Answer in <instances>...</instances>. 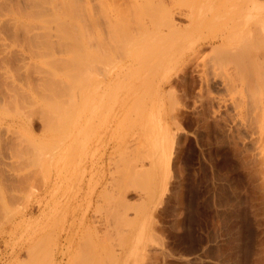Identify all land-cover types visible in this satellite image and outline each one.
Instances as JSON below:
<instances>
[{
    "label": "rangeland",
    "instance_id": "obj_1",
    "mask_svg": "<svg viewBox=\"0 0 264 264\" xmlns=\"http://www.w3.org/2000/svg\"><path fill=\"white\" fill-rule=\"evenodd\" d=\"M163 2L0 0V264H264V122L194 61L264 0Z\"/></svg>",
    "mask_w": 264,
    "mask_h": 264
},
{
    "label": "bare ground",
    "instance_id": "obj_2",
    "mask_svg": "<svg viewBox=\"0 0 264 264\" xmlns=\"http://www.w3.org/2000/svg\"><path fill=\"white\" fill-rule=\"evenodd\" d=\"M134 1V0H133ZM256 1V0H255ZM187 2V1H186ZM186 2H184V3H186ZM258 2V1H257ZM134 3V2H133ZM160 3H163L164 4V2H163V0H160ZM160 3H159V5H160ZM172 3V2H171ZM170 3V4H171ZM190 3V2H189ZM252 2H250V4H251ZM255 3V2H254ZM135 5V7H136V4H134ZM184 5V4H183ZM189 5V4H188ZM257 5H261V4H257ZM257 5H254L253 4V6L251 7V8H249V14L247 13V15L248 16H246V17H244L243 18V20L242 19H240V20H242L241 21V24L240 25H235L237 28H239L238 29V31H239V34L240 35H244L245 36V38H243V39H241V40H243L242 42H241V45H234V46H228V45H226V44H229V43H226L225 44V40H226V38L227 37H225L224 35V37H221L220 39H221V41H222V45H220V46H218V47H214V49H215V52L217 53L218 51H220V50H222V55L221 56H219L218 58H216V56H214V55H212L213 56V58L215 57V59H213V58H207L206 57V59H201L202 61H196V60H198V59H194V61L198 64V65H200V67H202L201 68V72L200 73H202V79L206 82V83H208L209 81H211V80H214V81H216V79L218 78L217 77V75H218V72L220 71H222V67L221 66H224L225 65V67L227 66V68L229 67V60L230 59H232V61L234 60L235 61V65H234V70H232L231 72L228 70V71H226L227 73H229V74H227L226 72V76L225 75H223V78H222V80H221V85L224 87V88H226L227 90H228V92H230L229 90H231V89H235V88H237V86H240V85H238L239 83H241V86L243 87H240V88H242L243 90H245V88L247 89V91H248V96H249V99H248V96H247V100H246V95L245 96H242V98H238V99H236L235 97H233L234 99V107H235V110H236V112H237V114H239V115H244L245 113H246V115L247 116H251V118L253 119H250V120H252V121H250V120H247V121H249L251 124L250 125H253V122H255L254 120H257L259 123L261 122V119H262V121L264 122V5L262 4V7L260 6H257ZM161 6V5H160ZM255 6V7H254ZM181 7V6H180ZM187 7V6H186ZM185 7V8H186ZM161 8H163V7H161ZM165 8H166V6H165ZM175 8V7H174ZM188 8V7H187ZM169 9H170V5H169ZM136 10V9H135ZM160 10V9H159ZM168 10V9H167ZM172 10V9H171ZM176 10V9H175ZM174 10V11H175ZM179 10V9H178ZM140 11V10H139ZM162 11H164V10H162ZM170 10H168V12H169ZM173 11V10H172ZM177 11V10H176ZM171 12V11H170ZM169 12V13H170ZM168 13V14H169ZM142 14V13H141ZM168 14H166V15H164L163 17H165V16H167ZM171 15H169L168 17H170V19H171V16H172V13H170ZM194 14V13H193ZM136 15V14H135ZM159 16V15H158ZM186 16V15H185ZM194 16H195V14H194ZM159 18H160V16H159ZM159 18H157V19H159ZM161 18H162V16H161ZM167 22H169V20H166ZM165 22V21H164ZM191 22H193V21H191ZM169 24V26L171 25V27H172V25L173 24H170V23H168ZM64 25V24H63ZM65 25H71L72 26V24L70 23V24H68V22H67V24L65 23ZM64 25V26H65ZM24 26V25H23ZM71 26H70V28H71ZM18 27H20V25L18 26ZM68 26H66V27H64V29L65 28H67ZM17 29V28H16ZM24 29V28H23ZM69 28H67L66 29V31L68 30ZM72 30L73 29H75V27L74 28H71ZM70 29V30H71ZM19 30V29H18ZM25 30V29H24ZM30 30V29H29ZM71 30V31H72ZM76 30V29H75ZM75 30H73L72 32H68L69 33V35L71 34V35H73V37L72 36H70L71 38H74V39H77L78 38V36L79 35H77L76 34V32H75ZM80 30V29H79ZM25 31H27V29L25 30ZM63 31H65V30H63ZM69 31V30H68ZM81 31V30H80ZM79 31V32H80ZM87 30L85 29V32H86ZM18 32V31H17ZM73 32H75V33H73ZM88 32V31H87ZM87 32H86V34H87ZM29 33H30V31H29ZM28 33V34H29ZM73 33V34H72ZM77 35V37L75 38L74 36H76ZM79 34V33H78ZM237 33H235V35H236ZM30 35V34H29ZM28 35V36H29ZM68 35V36H69ZM80 35H81V37L83 38V36H82V34H81V32H80ZM83 35H85V34H83ZM65 36V35H64ZM62 37V36H61ZM86 37V36H85ZM84 37V38H85ZM229 37V36H228ZM234 37V36H233ZM64 38H66V37H64ZM71 38H70V41H74V39H72L71 40ZM230 38V37H229ZM228 38V39H229ZM232 38V37H231ZM30 39V38H29ZM28 39V40H29ZM232 39H234V38H232ZM78 40V39H77ZM76 41V40H75ZM75 41H74V43H75ZM79 42V41H78ZM65 43V42H64ZM69 44V43H68ZM78 44V43H77ZM224 44V45H223ZM63 45V44H62ZM64 45H67V44H64ZM71 45V44H70ZM69 45V46H70ZM68 46V47H69ZM80 46V45H79ZM49 47V46H48ZM51 47V46H50ZM66 47V46H65ZM76 47H77V45H76ZM47 48V47H46ZM72 48V49H71ZM74 48H75V46H73V47H70V50H74ZM79 48V47H78ZM81 48V47H80ZM83 48V47H82ZM81 48V49H82ZM80 49V50H81ZM67 50H69V49H67ZM197 51V50H196ZM68 52V51H67ZM81 52H82V50H81ZM105 52V51H104ZM103 52V53H104ZM69 53H71L70 51H69ZM79 53V52H78ZM215 53V54H216ZM79 54H81L80 56H81V61H79ZM78 54V58L77 57H75V56H77V54L74 56V58H72V60H70L69 59V62H71L72 64H73V60L74 61H76L75 59H77V62L79 61L80 63H76V64H81L82 65V63H83V65H82V67H84V62H85V60H83L84 58H85V55L83 54V53H79ZM104 54H106V53H104ZM196 55H195V57L194 58H196V57H198L197 56V53H195ZM83 55V56H82ZM84 57V58H83ZM86 57H88V56H86ZM95 57V56H94ZM193 57H190V58H193ZM211 57V56H210ZM70 58V57H69ZM238 59V60H236V59ZM89 59H91L90 57H89ZM94 59V61H96L95 60V58H93ZM66 60H68V59H66ZM82 60H83V62H82ZM101 60V59H100ZM207 60V61H206ZM98 61V60H97ZM102 61V60H101ZM191 61H193V59L191 60L190 59V61L189 62H191ZM231 61V60H230ZM57 62V61H56ZM60 62V61H59ZM64 62V61H63ZM66 62H68V61H65V65H66ZM68 62V63H69ZM104 62V61H103ZM105 63V62H104ZM59 64V63H58ZM75 64V63H74ZM73 64V65H74ZM76 64L74 65L75 67H76ZM196 64V65H197ZM68 65V64H67ZM71 65V64H70ZM72 65V66H73ZM100 66H97V65H94V71L96 72V73H98V75L100 74V70L99 69H103V67H101V65L102 64H99ZM230 65H231V62H230ZM58 66H60V65H58ZM96 66V67H95ZM103 66H104V64H103ZM64 67H66V66H64ZM63 67V68H64ZM69 67V66H68ZM68 67H66V68H68ZM81 67V66H80ZM76 68V70L78 71V73L80 72V69L82 68ZM97 67H98V69H97ZM99 67H101V68H99ZM221 67V68H220ZM73 68V69H72ZM97 69V71H96V69ZM218 68H219V70H218ZM226 68V69H227ZM71 69H72V71L74 70V67H71ZM221 69V70H220ZM225 69V68H224ZM75 70V71H76ZM104 70V69H103ZM76 71V72H77ZM217 71V72H216ZM67 72L68 71H66V69H65V74L64 75H66L67 74ZM94 72V73H95ZM219 72V73H220ZM69 73L70 72H68V75H66V76H69ZM74 73V71L72 72V74L70 75L71 77V80H73V82H71L72 84H70V85H73L74 84V81H75V78H76V74H73ZM95 73V75H97ZM102 73V72H101ZM224 74V73H223ZM222 75V74H221ZM220 74H219V76H221ZM211 77H213V78H211ZM162 79H164L165 80V78H162ZM161 79V81H163V82H170V81H172L170 78L168 79V80H162ZM173 82V81H172ZM239 82V83H238ZM75 84H77V82H75ZM168 84V83H167ZM246 84V85H245ZM51 85V84H50ZM66 85V84H65ZM220 85V86H221ZM20 86V85H19ZM19 86H18V88H19ZM74 86V85H73ZM73 86H69V87H73ZM23 86L21 85V88H22ZM47 87V86H46ZM16 87H14V89L12 90V91H14V90H16V89H18V88H16ZM21 88H19V89H21ZM54 88V87H53ZM56 88V87H55ZM24 91H26V89H24V88H22ZM70 89V88H69ZM71 89H73V88H71ZM45 90H46V88H45ZM238 90H239V88H238ZM70 91V90H69ZM233 91V90H232ZM247 93V92H246ZM54 95H55V93H53ZM227 95V94H226ZM238 97H239V95H238ZM257 100H259V102H257ZM256 103H258V104H256ZM260 103V104H259ZM58 108V107H57ZM57 108H55V109H57ZM59 109V108H58ZM57 109V111H59V115L61 114L60 113V109L58 110ZM67 113V112H66ZM66 113H64L66 116H64V114L63 115H60V116H64V119H63V121H65V117H67L68 118V116H67V114ZM256 117V119H255V117ZM71 118V117H70ZM68 120V119H67ZM257 121H256V123H257ZM256 123H255V125H256ZM61 125V127L63 126L62 124H60ZM65 126V125H64ZM60 127V126H59ZM59 127H57L58 129H59ZM255 127H257V125L255 126ZM258 129V128H257ZM60 130V129H59ZM263 131H264V128H263ZM263 131H260L261 132V134H263ZM261 139H263V138H261Z\"/></svg>",
    "mask_w": 264,
    "mask_h": 264
}]
</instances>
